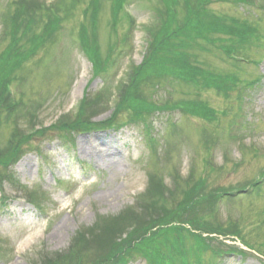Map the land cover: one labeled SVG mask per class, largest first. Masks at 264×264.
Returning a JSON list of instances; mask_svg holds the SVG:
<instances>
[{
    "label": "rangeland",
    "instance_id": "obj_1",
    "mask_svg": "<svg viewBox=\"0 0 264 264\" xmlns=\"http://www.w3.org/2000/svg\"><path fill=\"white\" fill-rule=\"evenodd\" d=\"M38 1L64 6L67 19L13 74L7 108L2 101L1 77L8 69L4 56L16 32L15 0H0V159L16 146L22 152L17 162L0 167V264H39L40 255L46 258L67 252L75 239L100 238L95 234L98 227H94L101 217L119 218L138 209L141 204L137 200L151 204L145 194L151 183L155 187L162 184L166 195L172 194L179 202L194 186L192 180H203L210 195L219 190L226 194L244 190L262 180L264 0L245 4L213 0L206 8L216 17L248 23L260 37L259 43L251 37L242 44L241 55L246 62L226 58L224 46L218 49L207 44L193 50L195 64L222 83L218 90L170 86L168 82L157 90L148 82L143 87V75L129 73L147 60L146 31L156 23L154 10L161 7L159 0H130L125 13L133 21L131 33L128 16L121 14L115 21L111 1L101 0L92 34L101 60L107 62L100 74L81 46L82 30L91 35L87 29L89 15H83L90 0H78L73 6L71 0ZM46 22H38L39 36ZM216 37L223 39L225 35ZM25 49H30L29 43ZM154 91L152 101L163 111L155 110L145 122L135 120L127 111L136 105H129L137 103L140 96L149 99ZM86 96L98 100L93 98L96 103L90 111L77 117L78 107L89 99ZM197 102L214 110L215 116L204 120L183 111L170 114L164 106L179 103L190 107ZM86 120L93 125L89 132L82 127L73 129V123ZM110 123L119 126L116 130L107 128ZM150 139H155L151 145ZM217 212L216 219L224 225L237 222L240 239L252 250H245L246 244L239 239L228 237L225 242L220 238L243 257L226 255L213 260L215 264H264V248L260 249L264 239V181L252 195L227 197ZM122 222L121 218L115 225L120 227ZM183 243L193 245L190 239H182ZM216 247L228 251L224 246ZM150 251L148 244L144 252ZM120 261L148 264L142 253L133 250L106 264ZM90 262L86 259L84 263Z\"/></svg>",
    "mask_w": 264,
    "mask_h": 264
},
{
    "label": "trees",
    "instance_id": "obj_2",
    "mask_svg": "<svg viewBox=\"0 0 264 264\" xmlns=\"http://www.w3.org/2000/svg\"><path fill=\"white\" fill-rule=\"evenodd\" d=\"M109 1H111V13L115 21L118 20L119 15H124V7L131 2L130 0ZM234 1L238 4L248 3V0ZM71 2L70 5L73 6L74 3L77 4L78 0H71ZM159 2L161 7L159 6L154 10V16L157 18L156 23L146 31L147 60L145 59L137 67H132L129 71L131 76L133 73L143 75L145 83L143 87L147 86L146 83L148 82L157 90L161 89L163 85H168L167 82L170 86L185 84V86L189 85L194 88L215 87L217 90L221 88L222 83L213 80L207 71L195 64V55H192L193 50L199 49L201 45L206 46L208 44L218 49H222L224 46L226 58L230 57L232 51L239 55L242 44H247L251 37H256V30L248 23L236 19L228 21L209 13L206 8L213 0H159ZM100 5L101 0H90L87 11L83 15H89V28L87 29L91 35H88L85 29L81 33V46L87 54L86 56L95 66V72L97 70L99 74L107 67V62L104 61L103 63L99 49L95 45L96 36L92 35L98 24ZM14 7L16 22L13 29L16 32L9 45L11 47L4 56V60L9 61L7 64L8 69L1 77V86L4 89L2 101H4L7 108H10V105L7 104L9 102V91L7 90L12 81L11 79H13V74L17 69H21L24 63L33 58L41 47L53 38L60 23L62 21L64 23L67 19L63 10L64 6L60 8L57 3L46 5L38 0H15ZM58 13L62 14L63 18H58ZM127 18L130 27H132V19L131 22L130 17ZM42 19H46L47 22L39 36L37 24ZM131 30L129 28L128 32L130 33ZM217 35H225V37L220 39L216 37ZM256 38L259 40V37ZM28 43L30 49H25ZM195 46L198 47L195 48ZM213 81H215L214 84ZM155 92L149 93V99L147 100H144L143 96H140L141 98L135 97L137 103L129 105H136L134 110L127 112L131 113L135 120L145 122L148 117H151V114H154L155 110L163 111L152 101ZM103 96L104 94L101 95V97ZM86 97L89 99L83 101L85 104H80L77 117H84L93 104L96 103L92 102V100L94 101L93 98L97 99L96 97ZM148 100V103L142 102ZM164 106L166 110L171 112H188L192 116L204 120H211L215 116V111L202 102H197V104L190 107L179 103L168 105V107L166 104ZM86 121L88 123H73L72 126L75 125L73 129L82 127V129L84 128L83 131L89 132V127L93 125L90 121ZM111 123L107 128H113ZM21 155L20 148L18 149L16 146L13 151L4 154V157L2 156L4 159H0V167H9L13 162H17ZM2 183L3 179H0L1 192ZM192 183L194 186L184 192V198L182 197L179 202L174 201L175 198L172 194L166 195L167 190L161 187L162 184L158 183L155 187L156 184L151 183L148 186L147 193H145L151 204L137 200L141 206L138 209H132L133 211H126L119 218L106 219L101 217L97 222V226L94 227H98L95 234H98L100 238L94 237L83 241L75 239V244L72 243L67 252L46 258L44 256L41 258L40 255L38 257L39 264H106L120 259L126 251L131 250L142 253L148 264H215L213 260L219 258L220 255L243 254L235 247L227 246L223 242L228 237L243 241V239H240L238 225L231 222L224 225L214 215L218 199L226 198L232 192L226 194L227 192L219 190L218 193L214 192L213 195H210L205 192L206 183L203 180H192ZM176 186L177 189L181 187L179 183ZM150 194L153 196L150 197ZM169 208H172V210H169ZM206 208L207 212L205 211ZM161 211L164 214H161ZM158 214H160V217H156ZM121 218L124 224L117 227L115 224ZM184 224H187L190 230L183 227ZM220 238L223 241H220ZM182 239H190L193 245L187 247L186 242L181 244ZM242 243L246 244L245 241ZM148 244L151 245V251L145 253ZM216 245L224 246L228 248V251L223 252ZM263 246L262 241L260 249ZM86 253L89 254L85 256ZM83 258L90 259L91 262L84 263L86 259L83 260ZM206 258L209 260H206ZM121 262H118V264Z\"/></svg>",
    "mask_w": 264,
    "mask_h": 264
}]
</instances>
